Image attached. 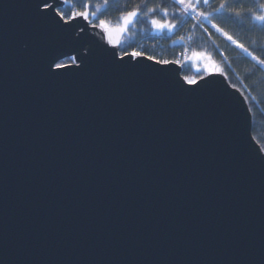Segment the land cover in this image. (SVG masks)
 I'll list each match as a JSON object with an SVG mask.
<instances>
[{"label": "water", "instance_id": "obj_1", "mask_svg": "<svg viewBox=\"0 0 264 264\" xmlns=\"http://www.w3.org/2000/svg\"><path fill=\"white\" fill-rule=\"evenodd\" d=\"M44 2L0 0V264H264L243 93L121 61L129 25L39 19Z\"/></svg>", "mask_w": 264, "mask_h": 264}, {"label": "trees", "instance_id": "obj_2", "mask_svg": "<svg viewBox=\"0 0 264 264\" xmlns=\"http://www.w3.org/2000/svg\"><path fill=\"white\" fill-rule=\"evenodd\" d=\"M86 2L95 4L101 10V19L110 27L121 25L126 11L139 10L147 5L149 8L156 7L159 12L160 6L166 5L169 11L167 21L180 27L156 31L151 20L164 22V18L142 12L129 25L120 53L142 51L154 59L170 61L183 52L187 36H190V48L180 62L182 76L196 81L210 73L208 66L199 67V56L213 64L215 71L225 75L229 84L245 96L252 113L253 136L264 151V71L258 64V61L264 60V25L254 19L255 15L264 14V9L259 7L264 0H210L207 6L200 9L209 16L210 22H201L198 15L190 19L182 9L173 6V0H108L106 5L104 0H67L58 9L65 16H71L82 10ZM222 4L225 6L223 9ZM173 12L179 13L180 18H174L171 15ZM236 12L240 15H235ZM212 23L220 30L212 28ZM225 33L233 39L228 40ZM237 43L248 51L237 47ZM70 62L66 58L58 64Z\"/></svg>", "mask_w": 264, "mask_h": 264}, {"label": "snow or ice", "instance_id": "obj_3", "mask_svg": "<svg viewBox=\"0 0 264 264\" xmlns=\"http://www.w3.org/2000/svg\"><path fill=\"white\" fill-rule=\"evenodd\" d=\"M64 3L67 2V0H63ZM108 0H104L105 5L107 4ZM210 3V0H173V6L175 8H180L183 10L184 14L187 15L190 19H194L195 16H199L201 18V22L203 21H209V16L205 15L203 11L200 9L204 6H207ZM63 6V4H61ZM225 6L222 4L221 9H223ZM259 7L261 9H264V4H260ZM34 8L36 9L35 15L39 19L47 20L50 17V14L52 15V19L55 20L57 17L59 22H65L68 23L69 26H71V22L75 20H80V21H86L88 22L91 27L96 28L97 26L107 33L109 36H111L112 29L111 27L101 19L102 12L100 9L96 7L95 4L91 2H86L84 5H82V10L74 12L71 16H65L63 12H60L59 9L55 5V0H45L44 3L42 4H36L34 5ZM144 13L145 15L151 13L153 16H161L164 18V22H161V20L158 19H152L151 23L158 29V30H171L173 28H179V25H173L170 22L167 21V17L169 16V11L166 5H161L160 6V11H157L156 7H147V5H144L141 9L139 10H132V11H126V13L122 16V23L125 27L130 25L132 22H134L136 19H138L141 15V13ZM171 15L174 18L179 19L180 14L177 12L171 13ZM235 15L239 16L240 13L236 12ZM214 18V17H213ZM254 19L259 21L261 25H264V14H257L254 16ZM210 22V21H209ZM212 28H215L217 30H220L218 26L214 23L211 24ZM121 33L125 30V28H119L117 29ZM81 32H84V28L80 29ZM228 40H232V36L227 35ZM237 47L242 48L244 51H248L247 48H244L242 44L237 43ZM67 58L72 61H79L77 60V56L71 55L66 53ZM142 54L138 52H132L128 53L127 51L124 52L122 56H119V60L123 61L125 57H127L129 60H131L133 57L136 58H141ZM147 60L151 61L153 60V57L148 56L146 57ZM253 59H256V57H253ZM139 62V59L137 60ZM158 65L163 63L165 65H169L171 62L169 61H155ZM258 64L261 65V70L264 71V60L258 61ZM61 67H66L61 64H57V68ZM187 83L189 85L197 84V82L193 79H188ZM197 86H199L197 84Z\"/></svg>", "mask_w": 264, "mask_h": 264}, {"label": "built area", "instance_id": "obj_4", "mask_svg": "<svg viewBox=\"0 0 264 264\" xmlns=\"http://www.w3.org/2000/svg\"><path fill=\"white\" fill-rule=\"evenodd\" d=\"M190 41H191V37H190V36H187L186 44H185V48H184L183 52H181V53L177 56V58H175V59H173V60H171V61H174V62L180 63V61H181L183 58L186 57L187 52H188V50H189V48H190ZM133 52H138V53H141L142 55H146V54H145L144 52H142V51H133ZM146 56H148V55H146ZM157 60H158V59H157ZM160 61H161V60H160Z\"/></svg>", "mask_w": 264, "mask_h": 264}, {"label": "rangeland", "instance_id": "obj_5", "mask_svg": "<svg viewBox=\"0 0 264 264\" xmlns=\"http://www.w3.org/2000/svg\"><path fill=\"white\" fill-rule=\"evenodd\" d=\"M156 31H161V30H158V29L156 28ZM187 53H188V52H187ZM197 63L200 64L199 67H202V66H208V69H209L210 73L217 72V71H215L213 64H209V63H207V61H206L202 56H199V57H198V59H197Z\"/></svg>", "mask_w": 264, "mask_h": 264}]
</instances>
